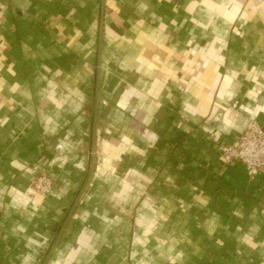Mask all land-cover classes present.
I'll return each instance as SVG.
<instances>
[{"label":"crops","instance_id":"1","mask_svg":"<svg viewBox=\"0 0 264 264\" xmlns=\"http://www.w3.org/2000/svg\"><path fill=\"white\" fill-rule=\"evenodd\" d=\"M251 119L264 0H0V264H264Z\"/></svg>","mask_w":264,"mask_h":264},{"label":"built area","instance_id":"2","mask_svg":"<svg viewBox=\"0 0 264 264\" xmlns=\"http://www.w3.org/2000/svg\"><path fill=\"white\" fill-rule=\"evenodd\" d=\"M223 163L239 162L244 165L250 176L264 173V131L255 119L249 120L241 135L232 143L221 144ZM53 180L45 173H38L31 182V187L40 195H47Z\"/></svg>","mask_w":264,"mask_h":264},{"label":"water","instance_id":"3","mask_svg":"<svg viewBox=\"0 0 264 264\" xmlns=\"http://www.w3.org/2000/svg\"><path fill=\"white\" fill-rule=\"evenodd\" d=\"M262 126V130L264 131V124L263 125H261Z\"/></svg>","mask_w":264,"mask_h":264}]
</instances>
